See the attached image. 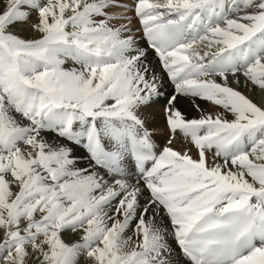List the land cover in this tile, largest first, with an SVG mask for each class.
Masks as SVG:
<instances>
[{
    "label": "snow or ice",
    "instance_id": "snow-or-ice-1",
    "mask_svg": "<svg viewBox=\"0 0 264 264\" xmlns=\"http://www.w3.org/2000/svg\"><path fill=\"white\" fill-rule=\"evenodd\" d=\"M0 264H264V0H0Z\"/></svg>",
    "mask_w": 264,
    "mask_h": 264
},
{
    "label": "bare ground",
    "instance_id": "bare-ground-1",
    "mask_svg": "<svg viewBox=\"0 0 264 264\" xmlns=\"http://www.w3.org/2000/svg\"><path fill=\"white\" fill-rule=\"evenodd\" d=\"M129 2H130V0H129ZM152 59L155 60V57L153 56ZM168 91H169V92L171 91V88H170V87L168 88ZM197 103H200V104H201V107H202V108H205V107L202 105V102H201V101H197ZM156 107H157L156 120H155L152 124H150L149 126H150V127H154V128H160V132H161V133H162V132L164 133V131H165V124H164L163 114L159 113V112H160V107H161V109H162L163 104L157 105ZM177 107H179V108L181 109V111H182L183 113H185L189 118H192V117H194V116L197 115L195 109L192 108V107L187 103V101L183 100L182 98H181L180 102L177 104ZM205 109H206V108H205ZM161 135H162V134H161ZM155 139H156V142H157L158 144H160L161 146H163V144L165 143V141H164L162 138H160L159 136H155ZM172 146H173L174 148H176V149H177V147H178V146H176V145H174V144H173Z\"/></svg>",
    "mask_w": 264,
    "mask_h": 264
},
{
    "label": "rangeland",
    "instance_id": "rangeland-1",
    "mask_svg": "<svg viewBox=\"0 0 264 264\" xmlns=\"http://www.w3.org/2000/svg\"><path fill=\"white\" fill-rule=\"evenodd\" d=\"M202 105H203L206 109H208V110H210V111L215 110V109L213 108V106H211L210 104H207V103L202 102ZM160 109H161V107H160ZM159 113L162 114L161 111H160ZM155 129H156V135H155V136H159L160 138H162V139L166 142V140H167V135L165 134V131H164V133H163V132L161 133V132H160V128H155ZM161 134H162V135H161ZM178 135H179V134H178ZM173 144L176 145V146H178V147H177V150H182L183 147H187V148L192 149V154L195 156V149L192 147V145H191L190 143H185V142L182 140V138H178L176 141L173 142Z\"/></svg>",
    "mask_w": 264,
    "mask_h": 264
}]
</instances>
